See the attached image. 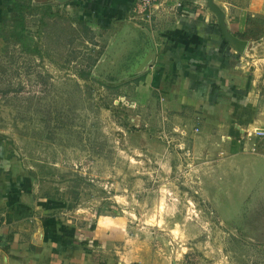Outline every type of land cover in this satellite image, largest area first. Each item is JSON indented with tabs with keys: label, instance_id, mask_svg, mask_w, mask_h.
<instances>
[{
	"label": "rangeland",
	"instance_id": "1",
	"mask_svg": "<svg viewBox=\"0 0 264 264\" xmlns=\"http://www.w3.org/2000/svg\"><path fill=\"white\" fill-rule=\"evenodd\" d=\"M5 4L0 180L66 227L115 238L120 264H264V154L228 152L208 131L156 116L144 89L158 54L148 26L102 28L75 0L25 17ZM251 64L264 73V62Z\"/></svg>",
	"mask_w": 264,
	"mask_h": 264
},
{
	"label": "crops",
	"instance_id": "2",
	"mask_svg": "<svg viewBox=\"0 0 264 264\" xmlns=\"http://www.w3.org/2000/svg\"><path fill=\"white\" fill-rule=\"evenodd\" d=\"M60 1L0 0V8L7 3L6 14L24 15L29 7ZM76 1L80 15L102 28L129 19L133 5L132 0ZM212 2L221 6L226 31L246 44V53L222 38L216 21L201 6L207 0H181L178 9L172 7V0L167 1L148 22L135 21L148 26L158 45L157 61L146 74L144 89L155 95L156 116L168 127L208 131V140L228 152L253 151L259 146L257 150L264 154V137L254 134L264 131V73L251 64L264 62V0ZM186 136L185 144L191 140L194 145V134ZM163 137L177 140L171 134ZM0 222V264H120L112 259L117 252L113 251L115 238L101 229L66 227L59 217L44 212L40 203H27L18 188L3 180Z\"/></svg>",
	"mask_w": 264,
	"mask_h": 264
},
{
	"label": "built area",
	"instance_id": "3",
	"mask_svg": "<svg viewBox=\"0 0 264 264\" xmlns=\"http://www.w3.org/2000/svg\"><path fill=\"white\" fill-rule=\"evenodd\" d=\"M133 5L129 19L138 22H148L151 16L162 11L166 2L170 0H132ZM173 8H179L181 0H172ZM171 7V8H172ZM194 131H197L196 129ZM256 136L264 137V131H257ZM1 223V222H0Z\"/></svg>",
	"mask_w": 264,
	"mask_h": 264
},
{
	"label": "water",
	"instance_id": "4",
	"mask_svg": "<svg viewBox=\"0 0 264 264\" xmlns=\"http://www.w3.org/2000/svg\"><path fill=\"white\" fill-rule=\"evenodd\" d=\"M63 1V0H61ZM214 6H211L210 4H208V8L216 15L217 17V27L220 31V34L222 36V38L227 41L229 44H233L235 45L236 43H240L237 39L235 40L234 43L233 40L235 39H232V36L226 31L225 27H224V24H223V17H222V14L221 12L217 9V8H213ZM240 52V51H239Z\"/></svg>",
	"mask_w": 264,
	"mask_h": 264
},
{
	"label": "bare ground",
	"instance_id": "5",
	"mask_svg": "<svg viewBox=\"0 0 264 264\" xmlns=\"http://www.w3.org/2000/svg\"><path fill=\"white\" fill-rule=\"evenodd\" d=\"M207 1L209 2L208 4H210L211 6H214V5H212V2H211L212 0H207ZM213 8H216V7L214 6ZM232 39H234V38L232 37ZM235 40H236V39H234L232 43H234ZM235 46H236V47L239 46V51L242 52L243 54L246 53V51H247V47H246V44H245V43H244V44H243V43H236Z\"/></svg>",
	"mask_w": 264,
	"mask_h": 264
},
{
	"label": "trees",
	"instance_id": "6",
	"mask_svg": "<svg viewBox=\"0 0 264 264\" xmlns=\"http://www.w3.org/2000/svg\"><path fill=\"white\" fill-rule=\"evenodd\" d=\"M22 6H23V4H22V5H20V6H18V10H20V9H19V7L21 8ZM45 10L49 12V10H50V7H49V6H48V7H46V8H45ZM16 11H17V9H16ZM22 31H23V30H22L21 28L18 30V32H20V34H21V32H22ZM40 84H41V83H40ZM41 85H42V84H41ZM92 245H94V244H93V242H92Z\"/></svg>",
	"mask_w": 264,
	"mask_h": 264
}]
</instances>
